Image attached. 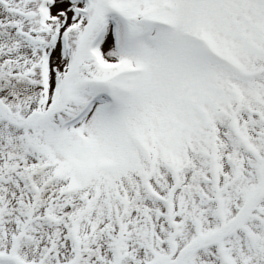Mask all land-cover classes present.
<instances>
[{
    "label": "snow or ice",
    "instance_id": "snow-or-ice-1",
    "mask_svg": "<svg viewBox=\"0 0 264 264\" xmlns=\"http://www.w3.org/2000/svg\"><path fill=\"white\" fill-rule=\"evenodd\" d=\"M0 264H264V0H0Z\"/></svg>",
    "mask_w": 264,
    "mask_h": 264
}]
</instances>
